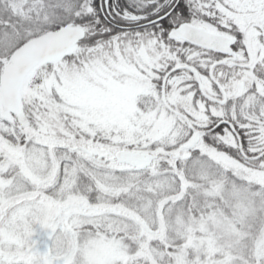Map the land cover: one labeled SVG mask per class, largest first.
Instances as JSON below:
<instances>
[{
	"label": "snow or ice",
	"instance_id": "6c2138e0",
	"mask_svg": "<svg viewBox=\"0 0 264 264\" xmlns=\"http://www.w3.org/2000/svg\"><path fill=\"white\" fill-rule=\"evenodd\" d=\"M0 264H264V0H0Z\"/></svg>",
	"mask_w": 264,
	"mask_h": 264
}]
</instances>
